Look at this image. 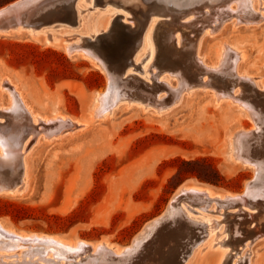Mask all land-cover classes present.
I'll return each instance as SVG.
<instances>
[{"label":"rangeland","instance_id":"1","mask_svg":"<svg viewBox=\"0 0 264 264\" xmlns=\"http://www.w3.org/2000/svg\"><path fill=\"white\" fill-rule=\"evenodd\" d=\"M15 1L0 0V9ZM229 2L217 0L211 9L206 7L205 11L211 13L209 16L204 14V4L196 6L203 9L195 7L192 16H206V19L198 16L190 21L173 19L174 26H180L178 30H168L172 15L159 17L154 56L144 52L138 67L132 66V72L127 69L129 72L123 80L117 79L116 85L121 87L119 102L103 118L93 116L98 95L107 90L109 83L102 66L78 53L69 56L61 46L47 44L44 35L38 39L27 32L0 35V85L2 82L4 87L8 82L14 85L30 114L45 118L60 114L80 125L63 134L43 130L27 139L24 162L27 171L30 169L32 173L30 189L18 197L0 194V223L19 233L49 234L93 244L104 241L121 249L131 245L146 225L165 213L174 194L184 184H205L220 194L243 193L247 182L254 179L255 170L234 160V138L243 130L254 132L251 138L257 140L252 142L261 136L264 141V122L258 120V128L252 130L255 122L241 105L246 101L264 111V10H259L264 7V0H248V3L243 0L240 9L233 4L238 9L235 11L228 10ZM102 15L99 12L87 16L82 22L84 28L94 18L104 24L106 19ZM120 22L116 19L107 33L87 45L98 52H103L102 47L108 51L115 49L116 54L121 49L119 37L115 36L120 32ZM161 33L163 37L157 35ZM169 33L179 36L180 44L175 40L170 45L164 44ZM192 45L201 60L195 66L200 70L195 76L206 79V85H191L180 72L167 69L163 63L166 49L178 54ZM224 45L241 51V58L231 52L233 55L223 58L220 67L214 68ZM105 54L102 53L104 61L109 64L110 57ZM221 83L228 84L224 92L215 86ZM144 87L154 91L153 99H149L147 92L148 97L145 96ZM234 92L238 96L236 100ZM216 96L221 98L219 102ZM10 101L6 88H1L0 106H9ZM2 120L5 122L1 123L0 130L8 128L5 134H13L21 123L15 115L1 111ZM195 160L204 161L199 165H183V161ZM214 170L222 178L218 183ZM255 192L260 196L252 198L256 208H249L255 215L247 218L241 212L234 213L239 207L204 200L202 209L217 208L223 213V219L226 218V224L220 228H229V231L221 235L218 228L215 243L224 240V236L226 241L210 247L211 239H208L183 264H218L219 247L229 251L222 264H264V191ZM168 219L148 237L150 240L147 238L148 243L142 244L135 253L138 256L133 255L120 264H154L153 260H160L168 252L173 254L179 246L184 249L196 239V232L179 214H172ZM241 221L247 225L253 221L254 232H244L246 239L238 243L235 229ZM197 233V240L203 237Z\"/></svg>","mask_w":264,"mask_h":264},{"label":"bare ground","instance_id":"2","mask_svg":"<svg viewBox=\"0 0 264 264\" xmlns=\"http://www.w3.org/2000/svg\"><path fill=\"white\" fill-rule=\"evenodd\" d=\"M227 1H230V4H228V10L230 11H235V9L243 7L244 5L243 0ZM27 2L28 0H18L0 9V35H20L27 32L34 39H38L41 35H44L46 36L45 42L47 44L61 46L69 56H73L75 53H78L85 58L93 60L99 66H102V68L107 73L109 83L107 90L98 95L96 100L97 103L93 110V116L95 118H103L105 117V114L113 108L112 106H115L117 102H119L118 95L120 93L121 87L116 85L117 79L121 78L123 80L126 73L132 70V66L137 68L138 63L142 62L144 52H149L151 57L154 56L155 34L156 27L160 22L159 17L172 15V20L185 18V20L190 21L195 19V16H198L193 15L195 18L192 16V14L195 13L196 6L201 5L200 7H202V4H204L203 8L204 12H206V7L208 8L213 5L215 6L217 0H146L144 3L140 2L139 0H33L31 4H27ZM246 2L248 3V0H246ZM222 3H224V1ZM233 4H235L237 8H234ZM259 10H264V7H261ZM99 12H101L103 14L102 16H104L106 19L104 24L102 22L100 24L97 23L94 18L90 20L88 27L84 28L82 23L83 20H85L87 16L95 15ZM204 14L207 16L211 13L206 12ZM98 16H101V14H98ZM206 16H203L202 18L199 15L198 17L203 20L206 19ZM116 19L122 20V22H120L121 25H119L120 32L115 33V36L119 37L121 49L115 54V49L108 51L105 47H102L101 50L104 53L106 52L107 54L105 55L110 57L111 60V62L107 64L104 61L102 55L103 52H98L95 48L87 44L92 43V40L95 41L100 34L107 33L111 29V26L115 23ZM174 20L170 22L168 30L173 31L180 29V26H174L176 24V21L174 22ZM128 21L131 24L124 23ZM199 21L200 19H197L196 23H199ZM180 23L181 22H179V24ZM163 33L157 35H162ZM61 34H68L70 37L62 38L60 36ZM161 40L162 39L159 41L161 42ZM172 40H175L174 42L180 44L179 36L176 35L173 37L171 33L165 37L164 44L170 45ZM222 50L223 52L220 60L217 63V66L214 68L220 67V65L223 63V58L225 59L226 56L230 57L231 52H234L238 59L241 58V51H238L237 49H229L227 45H224ZM174 52L175 51L170 49H166V51H164L162 60L165 67L167 69L180 72L183 76H185L186 80L191 81V85L196 86L200 83L206 85V79H200L202 80L201 82L195 76L200 71L199 67L195 66H198L199 61H201L198 56H196L198 53L195 45H192L188 50L182 51L181 53L177 52L178 54H176ZM171 56L175 58H172ZM116 57H118V60L115 59ZM232 57L230 58V61ZM110 66L114 68L112 69ZM113 70H116V73ZM146 71L147 70H145V72ZM246 77L247 75H245V78ZM4 82L6 81L4 80ZM123 82L125 81H122V83ZM10 84L11 83L8 82V85L4 87L2 82L0 85L1 88H6L11 98L9 106H0V115L1 111L4 113L13 114L18 117L21 123L17 125L13 134L4 133L8 130V128H3L0 130V194L4 193L10 196L18 197L23 196L28 192L32 178V173L30 172V169L27 171L24 162V151L27 147V139L30 136L32 137L33 134H40L43 130L51 134L56 132L63 134L67 132L69 128L73 129L80 125H78L77 121H73L69 117L60 114L50 118H45L40 115H33L32 113L31 115L30 109L25 107V104L22 103L21 99L19 98V92L16 93L14 85ZM124 84L125 83H123V85ZM215 86L224 92V90H227L228 84L221 83L218 85L216 84ZM144 90L145 96L148 97L147 93H149V99H153L154 91L152 89L148 90L145 87ZM221 96L227 95L221 93ZM233 96L235 100L238 98V96L235 95V92L233 93ZM220 100L221 98L217 97V102ZM241 105L245 108V111H248L251 120L255 122L252 130H254L255 127L258 128L256 122L258 120L264 122L263 109L258 110L257 106H255L256 104L252 105L246 101L244 103L242 102ZM3 122H5V120L0 121V129L2 128L1 125ZM260 124L261 123H259L258 126ZM39 127H41V129H39ZM253 133L254 132L251 131L241 130L234 138V145L236 146L233 150L234 160L239 161V163L242 165H249L251 167L253 166L255 170L254 179L247 182L245 191L243 193L220 194L215 192L214 188H211V186H207L205 184H184L180 186L177 192L174 194L165 213L146 225V227L133 239L131 245L121 249L112 247L104 241L93 244L94 242L91 243L85 240L69 241L49 234L19 233L11 227L6 228L4 224L0 223V264H99L100 262L101 264L112 262H115L114 264H120L135 255L142 244L146 242L147 238L152 236V233L155 230L163 226L164 224L162 223H164L166 220H169L168 218H170L172 214L180 215L182 220H184V223L191 230L196 232V239L192 241L190 240L191 242L187 243L184 249L180 248L179 246L178 249L176 248L177 250L173 254H169L168 252V255L161 257L160 260H153L154 264H183L191 255L192 251H195L194 249L198 246L201 247V244H204V242L208 239H211L209 240L210 247H216V245L226 241V237L224 236V240L215 243L219 232H216V230L218 228L221 230V224H226L224 221L226 218L223 219V213L218 211L217 208L213 211L209 209L210 207L207 209H202L206 204L204 200H218L220 202L228 203L230 206L239 207L240 209L234 213L241 212V216L247 218L253 217L255 215V212L249 209L256 208V204L252 202V198L254 196L260 197L255 191L257 190L261 194V191H264V188L259 189V186L264 185V141L262 140L263 137L261 136V139L252 142L253 139H256L251 138ZM29 141L32 143V139H29ZM239 142L241 148H238L237 146ZM240 150H242V152H240ZM258 222L260 223V221ZM252 224L253 221H251L250 225L245 224V221H241V224H238V227L235 229L236 238L238 237V243L246 239V237L243 236L244 232H254V228H251ZM197 231L203 235V237L199 238L198 240ZM228 231L229 228L225 229L224 227L223 230H221V235H224ZM202 235H200V237ZM155 238H153V240ZM148 239L150 240V238ZM155 240L158 239L156 238ZM150 249L151 247L149 250ZM37 250L43 251L38 252ZM218 250H220V261H218V264H222L224 262L223 259L227 257L229 251L222 250L220 247ZM193 253L195 256L197 251ZM148 256L146 255V257ZM175 260L177 261L176 263L174 262Z\"/></svg>","mask_w":264,"mask_h":264},{"label":"trees","instance_id":"3","mask_svg":"<svg viewBox=\"0 0 264 264\" xmlns=\"http://www.w3.org/2000/svg\"><path fill=\"white\" fill-rule=\"evenodd\" d=\"M204 160H195V161H189V162H187V161H183V165L184 166H191V165H199L200 164V162H203ZM214 175H215V177H216V180H215V182H220L221 180H222V178H221V176L219 175V173L216 171V170H214Z\"/></svg>","mask_w":264,"mask_h":264},{"label":"water","instance_id":"4","mask_svg":"<svg viewBox=\"0 0 264 264\" xmlns=\"http://www.w3.org/2000/svg\"><path fill=\"white\" fill-rule=\"evenodd\" d=\"M18 1V0H17ZM33 0H28L27 4H31ZM16 2V1H15ZM14 3V2H13ZM4 8V7H3ZM2 9V8H1Z\"/></svg>","mask_w":264,"mask_h":264}]
</instances>
